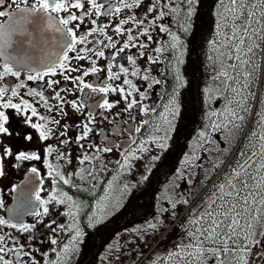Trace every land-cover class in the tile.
Wrapping results in <instances>:
<instances>
[{"label":"flooded vegetation","instance_id":"af4514ba","mask_svg":"<svg viewBox=\"0 0 264 264\" xmlns=\"http://www.w3.org/2000/svg\"><path fill=\"white\" fill-rule=\"evenodd\" d=\"M52 2L49 0L50 4ZM98 2L105 5L102 11L109 4L119 6V0ZM150 5H155V10L146 12ZM18 6L39 9L40 3L39 0H5L0 10L13 15L0 17V24L8 25L19 18L20 14L16 11ZM173 7H179L181 11L174 13ZM85 8L91 10L87 3ZM160 11L165 15L161 17ZM186 11L183 0H141L140 5L132 9H122L114 15L94 14L90 18L85 17L82 23L72 21L67 26L59 21L66 18L68 12L38 11L28 14L31 23L26 27L31 35L22 37V40L31 43L23 46L14 43L12 48L7 49L9 54L26 51L33 57L55 60L65 51L64 41L71 40L70 34L58 33L56 28L67 27L76 31L77 37L92 28H103L104 34L96 32L89 36L92 43L86 46L104 51V56L89 53L88 59L78 60L75 57L85 53L80 51L84 46L77 45L76 51H68L69 60L66 63L68 67L79 68L80 71L68 72L57 67L55 75L28 80L29 75H36L35 70H45L42 64L29 60L28 66L23 67L12 63L13 71H19V76L9 73L0 78V87L9 89L5 101L11 97L14 89L18 92L17 97H11L14 103L27 100L33 103L39 115L59 121V124L48 123L52 134L48 140L42 141L37 130L21 125L23 117L14 109L4 110L9 116L6 126L12 135H0V156H3L4 148H11L14 154L36 151L41 156L40 160L27 161H17L14 155L3 157L4 174L0 176V200L3 206L0 207V218L7 220L8 224L0 225V235L5 236L9 247L23 245V252L30 253L27 256L7 253L5 258L12 260L13 264H57V261L61 264H93L101 254L119 255L123 257L121 264H135L139 257L150 254L154 249V254L160 253L159 257L162 256L161 252L166 253V249L158 247V244L151 247L149 239L159 235L165 238L168 232L165 233L164 229L169 223L178 229L176 223L183 203L199 194L203 184L213 177V170L220 164L219 159L227 146V133L220 129V118L213 124V112L221 107V100L207 98V94L213 92V63L216 62L218 67L221 64L210 52H203L201 57L197 53L198 46L209 47L211 41L203 42L197 36V10L191 20L186 17ZM70 12L79 16L83 10L72 8ZM205 12L207 15L213 14L210 9ZM128 16L143 19L144 23L135 24L130 20L121 26L120 21ZM92 19L96 20V24L91 23ZM153 20L155 23H152ZM118 26L124 31L116 32ZM161 26L167 27L170 34L160 31ZM145 29H148L146 35L142 34ZM129 34L134 37L132 41H128ZM172 35L179 38L176 47L172 46ZM109 36L116 47H106ZM149 36L151 39H148ZM13 40H18L17 35ZM97 40L104 43L98 44ZM125 43L130 46L124 48ZM157 48L163 51L157 52ZM5 62V58L0 56V73L4 71ZM109 65L112 66L111 73L119 75L118 79L109 78ZM92 66L100 70L84 76L86 84L94 88L123 87L125 92H93L91 88L80 91L77 83L65 78L81 76L84 70ZM121 67L127 68L128 73L121 72ZM133 72L137 74L133 75ZM145 76L147 79H144ZM126 79L135 88L124 84ZM52 80L59 83L49 87ZM32 89L42 91L45 97H52L48 100V104L54 106L51 111L39 97L29 95ZM56 91L60 92L63 104L54 99ZM125 95H128V99H125ZM199 95H203V99ZM105 99L113 105L112 108L94 107ZM132 99L138 103L128 108ZM72 101L80 106L79 111L72 107ZM173 108L179 110L175 117L171 115ZM32 119L33 122L43 123L39 116ZM85 123L92 130L83 140H78L77 137L84 132ZM212 125L218 126L216 130ZM18 127L31 132L34 140L27 142L18 137L15 134ZM137 128L140 131L137 132ZM61 132L65 135H59ZM202 132L205 136H201ZM165 135L167 139H164ZM63 140L68 143H61ZM160 143H165L167 147H159ZM48 145L58 148L66 156L56 159V152L48 155L45 151ZM104 148L111 150L97 151ZM84 155L95 158L81 164ZM49 163L65 178H71L76 186L63 184L55 173L50 176ZM33 167L37 169L36 173L31 172ZM141 168L143 174L139 183L134 189L124 191L129 181H134L129 172L135 175ZM81 169H90L91 174L88 171L81 173ZM124 172L129 173L125 182ZM63 192L73 196L80 205L78 211H73L76 212V224L83 231L79 244L75 250L70 248L67 256L64 245L71 244V237L75 233L67 227L58 229L57 226L72 223L71 217L64 215L69 208L67 204L65 207L56 206L53 202L56 200L51 199L53 195L59 197ZM37 194L39 200L36 199ZM42 201L49 202L44 204ZM45 207L48 208L47 214L43 211ZM94 215L100 219L92 223L90 218ZM20 223L29 225V230L21 231ZM12 224H17V227L13 228ZM142 224H154L156 227H144L146 231L136 235L138 231L133 226ZM175 229L169 232L167 239L176 233ZM53 239L57 241L56 244L51 243ZM213 259H205L199 264H213Z\"/></svg>","mask_w":264,"mask_h":264},{"label":"snow or ice","instance_id":"6c2138e0","mask_svg":"<svg viewBox=\"0 0 264 264\" xmlns=\"http://www.w3.org/2000/svg\"><path fill=\"white\" fill-rule=\"evenodd\" d=\"M198 0H183V3L187 6V11L185 13L186 17L191 20V18L196 13V5ZM221 5V10L218 12V15L222 18L221 26L227 31L222 32V40L220 41V47L224 48L223 52H220L219 48L216 49L219 52L218 60L221 64L222 71L219 73V77H223V85L224 92H231L234 96H239L242 89L232 87L233 83H239L238 76L243 74L246 78L250 77L252 73L248 72L247 66L253 63V58L257 55L260 50L259 41H264V0H256V3H251V0H218ZM5 0H0V5H3ZM40 7L37 9L36 7H25L20 8L17 7V13H19V18L12 20V22L8 25L0 24V56L5 58V64L3 65L4 71L0 73V78L8 75L9 73L12 76H19V71H13L12 63H15L20 66H28V61L31 60L33 62H38L42 64L45 70H35L36 75H29L28 80L41 79L44 76L55 75L57 67L61 70H65L68 72L80 71L79 68H70L67 65V61L69 60L68 51H76L77 45H83L80 49L81 52L85 53V55H77L75 58L78 60L88 59L89 56L87 54H92L95 56H104V51L97 50L94 48L87 47L86 45L92 43L88 38L92 36L96 32H100L104 34L103 28H92L90 30L85 31L83 34L77 37L76 31L72 28H56L58 33H67L71 35L70 41H64L63 47L65 51H63L60 56L55 60H49L47 57H33L30 56L26 51L21 53H17L16 55H11L7 52V49L13 47V44L16 43L18 45H25L26 43H31V41L27 40H13L14 35H19L21 37L30 36L26 25L31 23L29 20V13L36 12H44L48 13L49 11L59 13L61 11L68 12V16L66 18H61L59 23L61 25L67 26L72 21H80L83 22L85 17H91L94 14L98 15H114L115 13H119L122 9H132L140 5L141 0H119V6L114 7L109 4L107 9H105V5L98 2V0H53L50 4L49 0H39ZM90 6V9L85 8V4ZM82 9L83 12L78 16L72 12L70 9ZM156 8L155 5H150L146 12H152ZM172 11L177 13L181 11L179 7H173ZM13 14L9 12H5L0 10V17H11ZM159 15L162 17L165 15L163 11H160ZM259 17V19H257ZM132 21L135 24H143V19H137L135 16H128L126 19L120 21V25L127 24L129 21ZM92 24H96V20H91ZM155 23V20L152 21ZM118 26L116 28V32L124 31V29ZM79 27V25H76ZM130 31V30H129ZM148 29H145L142 34H147ZM160 31L164 33H169L170 30L167 27L161 26ZM108 45L110 47H116V44L113 42L112 37H107ZM134 37L129 34L128 41H132ZM148 39H151L149 36ZM172 40L174 41L173 47H176V44L179 43V38L175 35H172ZM96 43L103 44V40H97ZM217 42L213 41L215 45ZM128 43L124 44V48L129 47ZM141 47H145V45H141ZM123 49H121L122 51ZM157 52L163 51L162 48H157ZM131 59V58H129ZM232 60L237 61V63L227 64L226 61ZM95 62H93L94 64ZM255 66V65H254ZM112 66H108V72L111 74L110 79H118L119 75L115 73H111ZM228 69H232L233 72H237V69L241 70V73H238L237 76H233L230 74ZM100 69L92 66L90 69L84 70L81 76L71 77L66 76V79L73 80L74 83H77L79 90L83 91L84 88H91L93 92H104L107 93L109 90L111 91H119L121 93L125 92L123 87L120 88H112L104 87V88H94L91 84H86L84 82L83 77L87 76L89 72H97ZM123 73H128V69L121 67L120 69ZM136 75V72L132 73ZM218 77V78H219ZM179 78V77H178ZM147 79V76L144 77ZM59 83L58 81L52 80L49 81V87L53 84ZM124 84L129 85L132 88H135V85L132 84L130 80H124ZM159 83V81H156ZM23 86V85H21ZM82 86V87H80ZM9 89L7 87H0V135H12L9 131V128L6 126L9 122V116L6 114L4 110L6 109H14L17 114H20L23 119L21 120V125H26L31 129L37 130L39 133V138L42 141H46L49 139L52 134V129L47 127L48 123L59 124L58 120H50L49 118L39 115L37 108L34 107L33 103H29L27 100H21L19 103H14L11 97H17L18 92L16 90L11 91V97H9L6 101L4 97L8 93ZM29 95H34L39 97L40 100L44 103L45 107L48 108L49 111L52 110V105L48 104V100L52 99V97H45L42 91H36L32 89L29 92ZM130 95V93H128ZM128 95H125V99H128ZM54 99L58 100L63 104V98L60 95L59 91L55 92ZM138 102L135 99L130 100L128 103V108H131L133 105H136ZM72 107L79 111L80 106L76 101L71 102ZM240 100H231L229 99L228 104L224 110L227 123L224 125L225 128H228L229 131L233 129H240L242 127V122L244 121V116L239 115V111H248V107L245 106L241 109ZM101 108H112L113 105L108 102V100H104L102 104L94 105V107ZM30 110V115H29ZM147 111V109H145ZM178 108H173L171 110V115L173 117L178 115ZM62 112V109H61ZM39 116V120L43 121V123L33 122V117ZM91 116V113H89ZM239 122V123H238ZM169 125L171 126V121H169ZM67 127V125H65ZM218 126L212 125L213 130H216ZM92 129L89 127V124H84V132L82 135L77 137L78 140H83L88 132ZM136 131H140L139 128ZM22 140L27 142H32L34 140L31 132L23 130L18 127L17 132L15 133ZM59 135H65L64 132L59 133ZM255 135V133H254ZM201 136H205V133H201ZM164 139H167V135H165ZM61 143H68L67 140L61 141ZM159 147L166 148L167 145L165 143H160ZM110 148L97 149V151H110ZM141 150H143V144H141ZM45 151L48 155H51L53 152L57 153L56 159H63L66 156V153L60 152L58 148H54L51 145L46 146ZM17 161H27V160H40L41 156L36 151H19L17 153H13L11 148L3 149V156H0V176L4 174L3 171V157L4 156H13ZM95 157L84 155L83 159L80 160V163L83 164L85 161H90ZM127 163V158L125 160ZM242 167V166H241ZM261 167H264V163H262ZM48 168L51 170L49 175H53L55 173L56 178L62 181L65 185H71L73 187L76 184L72 181L71 178H65V176L58 170L53 168L51 163L48 164ZM81 173L88 171L91 174V170L81 169ZM235 171V169H233ZM32 173H36L37 169L35 167L31 168ZM248 176V179H254V177L250 176L247 169L244 173L239 174L238 181L233 182L229 181L226 190L221 192V195L217 197L216 200L209 205V208L205 210L199 217L193 220L191 223L194 227V231H189L188 235L194 243L188 245V247L194 250L196 256H200L202 253H205V245L210 244L212 247L207 248V253L213 256V264H249V261L253 258L264 260V244L261 243V240H264V175H261L257 180L255 186H250L248 180H245L244 177ZM84 177L81 176V180ZM237 183L241 185V188H237ZM218 188H225V185L220 184L217 185ZM244 189L245 191H242ZM15 190V189H14ZM225 198H231L227 201V203H220L219 210H217L214 206L217 204V201H225ZM36 199L39 200L40 197L37 194ZM51 199L56 200L59 204H67L69 211L64 213L65 216H69L72 219V223L69 225H58V229H64L67 227L69 231H74V236L71 237V244L64 245V253L65 256L71 250H75V246L79 244L80 238L83 235V231L76 224V211L79 210L80 205L73 199V196L69 195L67 192H63L59 197L53 195ZM49 201H42V203L47 204ZM259 205V208L255 207ZM3 206V201L0 200V207ZM175 205H173L174 207ZM99 207V205H98ZM108 207V204H105V208ZM44 214H47L48 208H44ZM39 216L40 213H34ZM100 218L97 216H93L90 218V222L95 223ZM52 223H55L53 221ZM8 224L7 220L0 218V225ZM13 228L17 227V224L11 225ZM51 226V225H49ZM29 225H25L23 223L19 224V228L21 231H28ZM150 227H156V225H150ZM57 229H53L56 231ZM11 239V238H9ZM13 243H16L13 241ZM52 244H56L57 241L53 239L51 241ZM259 248L260 251L255 253L253 256V249ZM19 253L22 255H30V253L23 252V245L19 247H9L8 242L6 241L5 236L0 235V264H13V261L10 259H6L5 255L7 253ZM193 253H189L191 256ZM171 255H175L179 257L178 252H174ZM31 264V262H30ZM57 264H61L60 261H57Z\"/></svg>","mask_w":264,"mask_h":264},{"label":"rangeland","instance_id":"374dc122","mask_svg":"<svg viewBox=\"0 0 264 264\" xmlns=\"http://www.w3.org/2000/svg\"><path fill=\"white\" fill-rule=\"evenodd\" d=\"M251 3L255 4L256 0H251ZM257 19H259V17H257ZM221 24L222 18L218 20L215 35V41L217 43L214 45V56L217 61H219V52H217L216 49L219 48L220 52L224 51V48L220 47V41L222 40L221 33L227 31V29H224ZM259 44L260 50L253 58V63L247 66L248 72L252 73V75L246 78L243 74H240L238 76L239 83L232 84V87L242 89L239 96H234L231 92H224V85L222 83L223 77H219V73L223 69H221L219 73L216 72V70L213 71L212 79L214 80L213 91L215 93V101H219L221 97L223 98V102L220 103L221 107L219 109H215L213 112V119H215L213 124L216 123V119L219 117L220 129L225 128L224 125L227 123V120L224 110L229 102V99L240 100L241 109L247 106L249 110L246 112L242 110L239 111V115L244 116L245 118L240 129H233L229 131V129L226 128L225 131H227L228 135L230 133V143H228L225 151L219 159L221 161L220 164H218V166L213 170V178L208 180L201 189V191H203V195L198 200L200 204L189 208L195 200H186L181 207V228H179L176 233L172 234L170 239L163 240L158 244V246H161L162 249H168L167 253L160 257L151 256L150 254L146 257V262H149L150 264H199L203 258L210 259L213 257L211 254L207 253V248L212 247L210 244L205 245V253L200 256H196L194 250L188 247V245L194 243L188 235L189 231H194V227L191 222L204 213L205 210L209 208V205H211L212 202L221 195V192L226 190L229 183L226 177L234 172L233 169L239 170V174L244 173L247 169L249 175L254 177V179L249 180L248 176H245L244 179L248 180L249 185L253 187L256 184V180L261 175H264V167H261L262 163H264V41H259ZM226 63L238 64L239 62L228 60ZM228 71L233 76H237L238 73H241L240 69H237V72H233L232 69H228ZM129 173L130 177H134V181H129L130 183H128V186L124 189V191L134 189V187L141 180L143 174L142 168L136 172L137 175H133L132 171ZM129 173H123L124 182L126 181L127 174ZM237 181L238 177L237 180L233 182ZM220 184L225 185V188L216 187ZM237 188H241L239 183H237ZM241 190L245 191L244 189ZM193 198L195 199L196 197L194 196ZM229 199L231 198H225V201H217V204L214 207L219 210V204H226ZM53 202L56 206L59 205L65 207L66 205L59 204L56 201ZM255 207L259 208V205H256ZM194 209L197 212H195ZM186 216H188V218L185 219ZM144 225L133 226L134 230L138 231V234L136 235H141V232L146 231ZM171 226V223L167 224L164 230L167 231ZM155 239L156 236L152 237L151 242ZM261 243L264 244V240H261ZM260 250L261 249L259 248H254L253 256H255V253ZM174 252H178L179 257L171 255ZM189 253L193 254L190 256ZM121 258L123 259V257L119 255L101 254L96 257L93 264H121ZM261 260L262 259L253 258L249 261V264H259Z\"/></svg>","mask_w":264,"mask_h":264},{"label":"trees","instance_id":"16d2710c","mask_svg":"<svg viewBox=\"0 0 264 264\" xmlns=\"http://www.w3.org/2000/svg\"><path fill=\"white\" fill-rule=\"evenodd\" d=\"M210 9L213 14L207 15L205 10ZM197 10V28L198 33L197 36L204 42V41H213L214 34H215V23L218 17V12L221 10V5L219 4L218 0H200ZM208 48V47H206ZM206 48H201L200 46L197 47V53L200 55L203 52L206 53ZM201 57V55H200ZM202 95H199V97ZM259 264H264V260H261Z\"/></svg>","mask_w":264,"mask_h":264},{"label":"water","instance_id":"95a60500","mask_svg":"<svg viewBox=\"0 0 264 264\" xmlns=\"http://www.w3.org/2000/svg\"><path fill=\"white\" fill-rule=\"evenodd\" d=\"M30 19V18H29ZM17 39L18 40H22V37L21 36H19V35H17ZM27 44V43H26Z\"/></svg>","mask_w":264,"mask_h":264},{"label":"bare ground","instance_id":"6f19581e","mask_svg":"<svg viewBox=\"0 0 264 264\" xmlns=\"http://www.w3.org/2000/svg\"><path fill=\"white\" fill-rule=\"evenodd\" d=\"M237 174H239V170H237L235 173H234V176H236ZM234 178V177H232Z\"/></svg>","mask_w":264,"mask_h":264}]
</instances>
